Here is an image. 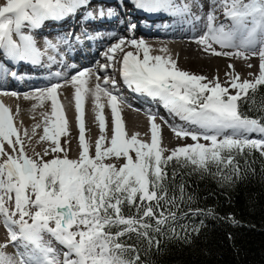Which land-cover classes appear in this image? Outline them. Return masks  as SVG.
Segmentation results:
<instances>
[{
	"label": "snow or ice",
	"instance_id": "obj_1",
	"mask_svg": "<svg viewBox=\"0 0 264 264\" xmlns=\"http://www.w3.org/2000/svg\"><path fill=\"white\" fill-rule=\"evenodd\" d=\"M129 3L147 14L166 13L189 23L203 20V34L194 40L204 52L244 59L258 56L259 73H249L253 79L241 80L233 70L225 74L226 87L218 78L208 80L180 70L171 56L150 55L151 48L143 39L121 37L111 43L103 53L108 63L100 65L99 71L113 67L116 54L123 53L118 69L123 83L135 93L161 101L170 114L183 122V125L169 124L174 135L194 142L175 147L167 156L161 146L160 125L155 122V116L149 115L150 143L139 139L138 133L129 136L118 111L122 101L106 87L110 83L114 89L116 80L105 76L101 84L94 69L81 70L70 81L75 90L78 158H68L67 149L60 144V137L68 135L66 117L58 102L61 84H51L24 95V99L41 101L33 108L42 106L45 99L51 101V117L55 121L47 113L41 114L46 126L39 140L50 142L43 154L27 155L10 108L0 102V221L8 234L7 243L0 244V264H138V249L121 238H130L134 233L146 240L150 248L155 244L159 249V240L154 234L162 233L165 225L177 220L173 209L178 210L179 202L184 199L185 187L183 183L174 184L175 172L173 186H169L166 166L170 162L175 160L178 165L192 166L202 172H209L214 166V175L224 182H232L234 178H242L237 156L255 151L264 157V119L242 114L239 103L251 100L254 104L255 94L264 86V0H210L206 14L200 0H129ZM92 4L93 0H4L0 4V63L7 60L38 65L46 55L49 63H54L56 58L48 55V51L57 52L60 43H70L63 37L57 43L45 39L42 51L34 37L22 29H38L45 21H59L81 11L89 21L112 20L119 15L113 7L103 4L89 11ZM120 6H123L122 0ZM193 8L200 14L193 12ZM129 29L134 30L135 25H129ZM84 35L91 39L87 31ZM127 47L135 51H125ZM160 51L167 53L166 48ZM228 67L233 69L231 64ZM9 71L5 65L0 68V75L6 77ZM93 75L97 82L94 87H88ZM86 94L92 96L100 130L94 156L90 154L82 119ZM11 95L19 96L14 92ZM102 96L108 98L111 110L110 140L106 137ZM260 110L264 111V104ZM40 126L34 125L33 135ZM252 134L258 138H252ZM24 135H28L27 131ZM5 143L11 152L5 151ZM61 152L63 156L59 155ZM50 154L52 158L45 160ZM113 158L123 163L106 162ZM245 169H248L247 160ZM13 194L14 206L10 209L8 203L13 200ZM125 206L135 208V213L126 215ZM200 211L197 209L192 214ZM149 219L155 221L154 226ZM171 232L175 235V228ZM45 234L63 246L62 259L61 253L45 241ZM9 244L15 249L12 254L4 251Z\"/></svg>",
	"mask_w": 264,
	"mask_h": 264
},
{
	"label": "trees",
	"instance_id": "obj_2",
	"mask_svg": "<svg viewBox=\"0 0 264 264\" xmlns=\"http://www.w3.org/2000/svg\"><path fill=\"white\" fill-rule=\"evenodd\" d=\"M262 97L264 86L255 94L254 104L251 100L239 102L241 113L264 119V111L260 110L264 104ZM236 160L242 178H234L232 182L214 175V166L209 172L178 165L175 160L166 166L169 186H173L175 172L174 184L183 183L184 199L178 210L173 209L177 220L165 225L162 233L154 234L159 249L155 244L150 248L146 240L134 233L130 238H121L138 249V264H264V158L254 151L250 155L245 152ZM176 195L179 196L178 187ZM197 209L200 213L193 215ZM124 212L131 215L135 208L125 206ZM148 222L155 225L154 220ZM171 228H175V235ZM194 228L198 231H193Z\"/></svg>",
	"mask_w": 264,
	"mask_h": 264
},
{
	"label": "bare ground",
	"instance_id": "obj_3",
	"mask_svg": "<svg viewBox=\"0 0 264 264\" xmlns=\"http://www.w3.org/2000/svg\"><path fill=\"white\" fill-rule=\"evenodd\" d=\"M3 4L4 1L1 0L0 4ZM209 9H205L203 10L204 13H207ZM223 22V21H222ZM203 32V27L199 28V33ZM167 37H171V36H167ZM164 37V38H167ZM143 40L150 46L151 48V52L150 55H168L171 56V58H174V54H173V45L167 47V43L171 42L170 40H167L166 42L164 41H154L152 38H143ZM173 44V42H172ZM110 46V44L108 45ZM197 47H199V45L197 43H195V41L193 40H187L185 43H183L181 45V58H179L176 62V66L183 71H187L189 73L192 74H196V75H202L204 76V74L209 73L208 76L209 78H207L208 80H212L213 78H218L219 80H223V85L227 87V84L225 83V79H227L228 77L225 75L226 73H231L234 72L239 74L240 79H246V77H248V79H253L254 76H250L247 75L249 73H253L254 75L255 72H257V65L255 60L251 61V62H244L246 60H243L242 58H233V60H228V61H222L223 59H215L213 60L212 57L205 55V54H195L197 50H199ZM127 48H131V47H127ZM127 48H125V50H127ZM162 48H166L167 49V53L161 52L160 49ZM127 51H135V49L131 48L130 50ZM186 56L184 57L183 55ZM142 56V54H141ZM120 57V53H117L115 58H119ZM184 57V58H183ZM215 58V57H214ZM233 65V69H230L228 66L229 65ZM251 64L252 67H248V65ZM191 66H193V70L190 69ZM212 71V73H211ZM75 72V71H74ZM71 72V73H74ZM97 72V71H96ZM107 72L109 74H112L113 71L112 70H107ZM98 73V72H97ZM71 75V74H70ZM99 75V74H98ZM68 78V77H67ZM64 79V78H63ZM62 79V80H63ZM66 79V78H65ZM61 79L58 80L57 82H61ZM71 78H69V80H65L59 84H61L62 86L58 89V102L62 105V110L63 113L66 117V128H67V132L68 134L73 133L74 131H78V127L76 125L77 121H76V110L74 107V88L71 86ZM96 78L95 75H93L89 81V84L87 85L88 87H94L96 84ZM107 86V85H106ZM27 89H29L28 87H24L22 88H17V87H11L10 89L6 90V91H10V92H2L0 93V102H2L5 106L9 107L11 110V114H13L14 116V126L17 127L21 126L25 127V130L27 131V136L23 137V143L25 145L28 144L29 141V137H31L30 142L29 143H34L37 146V141L40 140H35L32 138V133H33V127L34 125H41L39 128L41 129V127L46 126L44 124V117L41 115L42 113H49L51 111V101L49 100H43L42 102V106H37L35 108H33V105H40L41 101L35 100V99H24V95L25 94H33L32 93H27ZM230 91H232L230 89ZM18 93L19 96L18 97H14L11 95V93ZM7 93V94H5ZM234 94V93H233ZM140 98L139 96L134 97V99H138ZM107 97H102L101 99V103L104 105L103 109H107L108 107V103H107ZM121 104H119L118 107V111L122 117V121L123 124L125 126L126 132L129 136L132 135V132H130L131 130H129V128H133V129H137L140 132H138L139 134L143 133L144 131L148 132V129H150L149 127V123L148 121L142 117L141 115H139L137 113V111L132 108L129 105H126L125 107L120 108ZM108 110V109H107ZM108 112L103 110V115L106 118V131L108 133H112V126L111 121H108V116L107 115ZM56 119V118H54ZM82 119L84 121L85 124V128H86V133L85 136L89 137L88 135H90V128L96 126L98 131L96 132L97 134H100V130L98 127V123L95 121V116H94V106H93V102H92V96L91 94H86L84 101L82 103ZM41 120V121H40ZM48 127L51 126V124L47 125ZM162 126H160V131L162 132ZM38 129V128H37ZM18 132L20 133L19 129ZM79 132V131H78ZM22 134V133H21ZM143 138L145 139L144 135L140 138L141 140H143ZM176 141V140H175ZM44 142V141H41ZM170 142H172L171 145L176 144V142L170 140ZM63 145V144H62ZM92 146L95 144H91ZM90 146V145H89ZM28 147V146H27ZM0 243H5L4 240H0ZM4 251L6 253L10 252L8 251V247L4 249Z\"/></svg>",
	"mask_w": 264,
	"mask_h": 264
},
{
	"label": "rangeland",
	"instance_id": "obj_4",
	"mask_svg": "<svg viewBox=\"0 0 264 264\" xmlns=\"http://www.w3.org/2000/svg\"><path fill=\"white\" fill-rule=\"evenodd\" d=\"M1 1V0H0ZM4 1V0H3ZM2 4V3H1ZM193 41H195L193 39ZM170 46H172L170 44ZM168 47V46H167ZM173 47V54H174V58L173 60H175L177 62V60L179 58H181V52H180V49H181V46H172ZM214 47L216 48L217 51H221L220 47L218 45H214ZM199 50L195 51L196 53L195 54H205V55H208L210 57H212L213 60L215 59H223L222 61H228V60H233V58H236V57H225V56H215V55H212L210 53H206L203 51V49L201 48V46L199 45V47H197ZM131 48H127V50H130ZM126 50V51H127ZM223 51H233V49H223ZM142 54V53H141ZM184 57L186 56L183 55ZM183 57V58H184ZM215 57V58H214ZM243 60H246L244 62H251V61H254L256 62V65H257V72H255V74H258L259 73V58L258 57H255V56H249L248 59H244L242 58ZM193 70V66H191V68ZM79 72V71H78ZM76 72V73H78ZM212 73V71H211ZM209 73H206L204 74L205 77L209 78L208 76ZM247 75L248 72H247ZM254 78V77H253ZM246 79H248V77H246ZM67 80V79H66ZM225 80H228L225 79ZM223 80H219V82L223 85ZM56 84V83H55ZM232 93H234V90L231 91ZM104 111H107V109H103ZM108 112V111H107ZM50 119H52L51 117V111H50V114L48 113ZM108 115V114H107ZM108 121H110L111 119H109V116H108ZM41 121V120H40ZM111 125V124H110ZM97 126V125H96ZM94 126L92 128H90L89 132H90V135H88L89 137H86V141L88 142V144L90 145V154L91 155H95V145H91V144H95V141L96 139L100 136V134H97L96 132L98 131L97 127ZM45 126L41 127L40 128H36L35 129V134L33 135V133L31 134L32 135V138L35 139L36 141L39 140V137L41 135H43V128ZM51 127V126H50ZM162 132L160 131V135L162 137V141H161V146L166 149L164 155L167 156L168 154H170V151L172 149H174L175 147L177 146H183V145H186V144H191V143H194L190 138H185V139H179L177 138L174 133L172 132V130L166 126V125H163L162 127ZM18 129L20 131L19 135L21 136V138L25 137L24 133H25V127H22L21 126H18ZM132 133H134V131H131ZM22 133V134H21ZM77 132H73L71 134H68L67 136H62V139H61V146L65 149H67V155H68V158L70 159H75V158H78V155H79V151H80V148H79V141H78V137H79V134ZM111 134L112 133H108L106 131V137H107V140H110L111 138ZM141 134V133H140ZM142 135H144L145 137V140L147 141L148 139H151V134H150V130L147 132V131H144L143 130V133ZM15 139V138H13ZM170 140L176 142V144L174 145H171L172 142H170ZM176 140V141H175ZM30 142V139L28 141V144L25 145V152L27 153V155L29 156H34V152H38V153H41L43 154V151L45 148H48L50 147V142H47V141H44V142H41V141H37V146L34 144V143H29ZM201 143H207L206 141H203L201 140L200 141ZM63 144V145H62ZM28 146V147H27ZM4 149L5 151L7 152H11L12 149L9 148V146L7 145V143L4 144ZM59 155L63 156L64 153L61 152L59 153ZM52 158V154L48 155V156H45L44 159L45 160H48V159H51ZM108 163H123V161H116L114 158L113 159H110L108 161H106ZM14 196V195H13ZM8 206H9V203H8Z\"/></svg>",
	"mask_w": 264,
	"mask_h": 264
}]
</instances>
